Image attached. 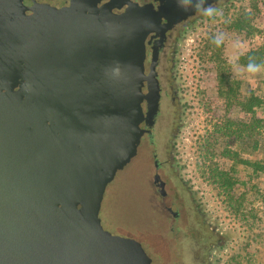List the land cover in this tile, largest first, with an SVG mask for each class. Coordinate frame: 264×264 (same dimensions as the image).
Here are the masks:
<instances>
[{
  "label": "water",
  "instance_id": "obj_1",
  "mask_svg": "<svg viewBox=\"0 0 264 264\" xmlns=\"http://www.w3.org/2000/svg\"><path fill=\"white\" fill-rule=\"evenodd\" d=\"M97 2L27 14L22 0H0V264H152L100 210L159 108L144 60L160 13Z\"/></svg>",
  "mask_w": 264,
  "mask_h": 264
},
{
  "label": "rangeland",
  "instance_id": "obj_2",
  "mask_svg": "<svg viewBox=\"0 0 264 264\" xmlns=\"http://www.w3.org/2000/svg\"><path fill=\"white\" fill-rule=\"evenodd\" d=\"M263 41L264 0H231L190 33L180 61L187 107L177 142L179 165L226 231L216 264H264V70L250 75L249 57L240 58ZM218 54L226 63H219ZM221 72L239 84L244 104L229 105L219 95ZM253 96L259 99L254 105ZM135 153L128 151L108 184L102 224L134 236L154 264H173L141 196L148 194L149 156L135 162Z\"/></svg>",
  "mask_w": 264,
  "mask_h": 264
},
{
  "label": "flooded vegetation",
  "instance_id": "obj_3",
  "mask_svg": "<svg viewBox=\"0 0 264 264\" xmlns=\"http://www.w3.org/2000/svg\"><path fill=\"white\" fill-rule=\"evenodd\" d=\"M22 1L26 5V13L32 14L38 6L61 8L69 6L74 0ZM230 1L205 0V7L213 4L219 11ZM196 2L183 0L189 7ZM97 4L99 7H108L115 14L123 13L130 5L152 7L160 13L158 31H151L146 36L144 60L145 74L154 71L158 80L159 108L153 124H148L147 118L143 120L141 127L145 132L140 143L130 150L136 151L135 162L144 163L145 154L149 156L148 194L141 196L144 201L145 197L147 199L152 223L170 248L173 264H216L217 249L226 240V231L213 218L189 179L183 176L177 150L178 136L186 123L187 107L180 61L188 36L203 19L209 17L182 10L177 0H98ZM143 91L148 92L146 80L143 82ZM142 105L146 114L147 99ZM107 189L108 186L105 193ZM111 232L135 238L112 229ZM147 253L154 264V256L150 251Z\"/></svg>",
  "mask_w": 264,
  "mask_h": 264
},
{
  "label": "trees",
  "instance_id": "obj_4",
  "mask_svg": "<svg viewBox=\"0 0 264 264\" xmlns=\"http://www.w3.org/2000/svg\"><path fill=\"white\" fill-rule=\"evenodd\" d=\"M237 25V24H236ZM239 28H242L240 24L238 25ZM249 62L250 60H254L258 64H264V41L262 43H259L256 48H252L248 53L247 57L242 55L240 56L241 59L248 58ZM217 60H219L220 64H223V62L226 63V61H223V58L220 54L216 56ZM218 91L219 95L224 98L227 102V104L232 105L233 103H239L244 104L245 101L241 99V95L239 93V84L232 80L229 75H227L225 72H221L219 74L218 78ZM253 99V105L256 104L255 102L259 100L257 97H251ZM251 102V101H250Z\"/></svg>",
  "mask_w": 264,
  "mask_h": 264
},
{
  "label": "clouds",
  "instance_id": "obj_5",
  "mask_svg": "<svg viewBox=\"0 0 264 264\" xmlns=\"http://www.w3.org/2000/svg\"><path fill=\"white\" fill-rule=\"evenodd\" d=\"M177 5L184 11H193L195 14L203 15L205 17H213L217 13V8L213 4H208L205 7V0H197L191 7L183 3V0H177ZM218 46L222 43L220 39L214 41ZM247 72L250 75H256L261 70H264V64H258L254 60H250L246 66Z\"/></svg>",
  "mask_w": 264,
  "mask_h": 264
}]
</instances>
